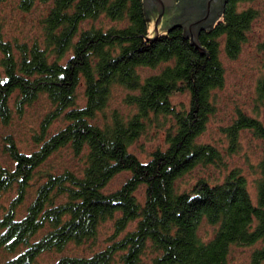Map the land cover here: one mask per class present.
I'll use <instances>...</instances> for the list:
<instances>
[{"label": "trees", "instance_id": "obj_1", "mask_svg": "<svg viewBox=\"0 0 264 264\" xmlns=\"http://www.w3.org/2000/svg\"><path fill=\"white\" fill-rule=\"evenodd\" d=\"M37 1L19 5L30 9ZM40 1L48 3L41 37L10 40L0 33V120L10 122L42 95L51 102L35 129L37 147L25 150L5 136L13 165L0 162V249L13 254L4 264H35L53 250L62 253L47 264H230L234 245H252L249 264H262L264 119L239 109L226 126L229 152L243 128L263 140L256 196L239 166L222 180H182L199 163L225 162L224 150L199 136L225 84L222 50L239 54L258 8L226 0L221 17L200 31L206 48L200 51L181 23L147 42L143 0ZM145 66L159 70L144 73ZM118 85L128 89L127 110L110 107ZM178 92H188V103L174 100ZM258 97L264 98V77ZM162 117L171 119L165 143L144 159L133 144ZM57 118L63 122L49 132ZM64 146L81 157L80 166L39 170ZM122 171L128 175L121 184L108 188ZM14 187L7 205L4 195ZM108 221L113 232L104 246L65 252L71 243L98 239Z\"/></svg>", "mask_w": 264, "mask_h": 264}, {"label": "rangeland", "instance_id": "obj_2", "mask_svg": "<svg viewBox=\"0 0 264 264\" xmlns=\"http://www.w3.org/2000/svg\"><path fill=\"white\" fill-rule=\"evenodd\" d=\"M47 5V2L38 0L32 8L24 9L19 5V0H0V33L4 38L10 40H33L36 36L41 37L43 33L41 17L46 12ZM247 5L255 6L259 13L247 31V39L239 54L230 56L225 50H222L226 75L225 84L217 89L216 109L210 116L206 130L199 136L202 141H212L224 150L226 164L225 162L221 165L199 163L188 171L182 180L184 185H190L200 176L222 180L231 167L239 166L247 175L249 187L253 195L256 196V177L259 175L257 163L262 155V138L255 135L252 129L243 128L240 133L238 148L232 152L226 149L229 143L226 126L231 123L239 109L249 114H257L264 119V98L258 97L259 81L264 77V47H261V41L264 38V0H243L240 3V6ZM89 23V21L86 22V24ZM13 44L15 45L14 48L17 49L14 41ZM141 69L144 73L159 70L151 66H145ZM79 90L83 102L85 101L84 89L81 86ZM127 90L123 86H116L113 90L110 107L118 106L124 110L129 109L125 100ZM174 100L178 103L182 101L188 103V92L175 93ZM50 107L51 102L45 95H42L29 105L23 114L15 112L10 122L5 123L0 120V162L13 165L11 157L5 151V136L7 135H13L18 144L25 150L30 151L38 146L34 137L35 129L40 128L41 120ZM62 122L61 118L55 119L49 132L57 129ZM170 124L171 119H164V117L160 118L159 122L150 124L147 131L133 144V149L142 158H148L151 150L165 143V132ZM81 164V157L75 156L68 146H64L51 154L41 164L39 170L49 167L61 170L65 166L76 168ZM127 175V171L116 174L109 182L108 188L120 185ZM16 192L14 187L4 195V202L7 205L10 204ZM30 198L18 207L20 215L26 211ZM129 226H133V223ZM208 228L211 230L212 227ZM112 232V222L108 221L106 224H102L98 239L78 245L71 243L65 252L91 253L96 248L108 243L111 240L109 236ZM252 249V245H234L230 264H249ZM61 253L55 250L44 251L38 256L35 264L51 263ZM12 254L5 249H0V264H4L5 260Z\"/></svg>", "mask_w": 264, "mask_h": 264}, {"label": "water", "instance_id": "obj_3", "mask_svg": "<svg viewBox=\"0 0 264 264\" xmlns=\"http://www.w3.org/2000/svg\"><path fill=\"white\" fill-rule=\"evenodd\" d=\"M147 18V41L157 33H167L169 26L181 23L184 35H191L192 43L200 50L206 48L199 40L202 29L210 27L221 17L226 0H143Z\"/></svg>", "mask_w": 264, "mask_h": 264}, {"label": "flooded vegetation", "instance_id": "obj_4", "mask_svg": "<svg viewBox=\"0 0 264 264\" xmlns=\"http://www.w3.org/2000/svg\"><path fill=\"white\" fill-rule=\"evenodd\" d=\"M177 1V0H176Z\"/></svg>", "mask_w": 264, "mask_h": 264}]
</instances>
